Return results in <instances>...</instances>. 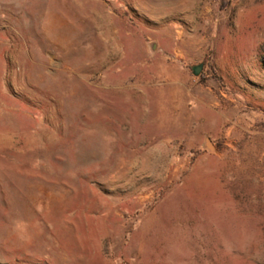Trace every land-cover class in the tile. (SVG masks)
Listing matches in <instances>:
<instances>
[{
    "label": "rangeland",
    "instance_id": "rangeland-1",
    "mask_svg": "<svg viewBox=\"0 0 264 264\" xmlns=\"http://www.w3.org/2000/svg\"><path fill=\"white\" fill-rule=\"evenodd\" d=\"M0 264H264V0H0Z\"/></svg>",
    "mask_w": 264,
    "mask_h": 264
},
{
    "label": "water",
    "instance_id": "water-1",
    "mask_svg": "<svg viewBox=\"0 0 264 264\" xmlns=\"http://www.w3.org/2000/svg\"><path fill=\"white\" fill-rule=\"evenodd\" d=\"M204 67V63H201L199 65H195L192 67V72L195 76H199L202 73ZM208 146L212 149L210 143H208Z\"/></svg>",
    "mask_w": 264,
    "mask_h": 264
}]
</instances>
